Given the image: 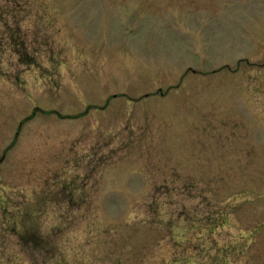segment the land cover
Segmentation results:
<instances>
[{
  "label": "rangeland",
  "instance_id": "1",
  "mask_svg": "<svg viewBox=\"0 0 264 264\" xmlns=\"http://www.w3.org/2000/svg\"><path fill=\"white\" fill-rule=\"evenodd\" d=\"M0 264H264V0H0Z\"/></svg>",
  "mask_w": 264,
  "mask_h": 264
}]
</instances>
